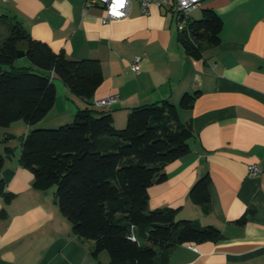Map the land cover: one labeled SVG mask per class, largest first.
Wrapping results in <instances>:
<instances>
[{"label":"crops","instance_id":"obj_1","mask_svg":"<svg viewBox=\"0 0 264 264\" xmlns=\"http://www.w3.org/2000/svg\"><path fill=\"white\" fill-rule=\"evenodd\" d=\"M203 9L220 17V42L202 44L193 58L178 42L175 17L154 5L145 15L132 0L126 17L102 24L103 9L84 10L83 0H0V16L19 22L31 39L71 60H97L103 75L87 99L55 78V103L41 122L0 129V264H110L105 252L93 256V241L72 234L55 188L34 187L32 172L19 161L21 139L34 128L68 124L87 108L110 113L114 127L122 129L130 110L162 101L177 107L194 136L189 153L167 164L165 180L149 187L148 208H180L178 219L221 234L216 242L177 246L164 264H264V0H200L189 14L192 21ZM135 57L137 73L129 68ZM193 93L198 96L192 108H180L182 96ZM113 95L116 103L96 104ZM22 126L17 144L15 131ZM5 147L13 153L6 155ZM250 164L260 168L259 176L248 175ZM205 174L207 214L188 199Z\"/></svg>","mask_w":264,"mask_h":264},{"label":"trees","instance_id":"obj_2","mask_svg":"<svg viewBox=\"0 0 264 264\" xmlns=\"http://www.w3.org/2000/svg\"><path fill=\"white\" fill-rule=\"evenodd\" d=\"M7 36L0 40V129L23 121L32 126L53 108L54 79L74 95L87 99L103 81L97 60H71L30 38L22 25L0 16ZM220 17L203 9L178 42L193 58L200 47L219 44ZM25 41L32 67L13 66L16 44ZM198 93L185 94L179 107L192 108ZM190 123L181 122L168 101L133 108L116 129L110 113L78 110L72 122L55 129H31L21 139V166L33 174L38 190L55 188L62 216L79 240L94 242L93 256L107 252L110 264H164L171 251L185 243L216 242L220 231L198 221L178 219L180 208H148V189L165 180L164 167L190 151ZM5 154L13 149L5 147ZM5 158L0 154V174ZM0 178V192L2 190ZM210 177L191 186L188 199L203 214L209 211ZM133 237L134 240H131Z\"/></svg>","mask_w":264,"mask_h":264},{"label":"built area","instance_id":"obj_3","mask_svg":"<svg viewBox=\"0 0 264 264\" xmlns=\"http://www.w3.org/2000/svg\"><path fill=\"white\" fill-rule=\"evenodd\" d=\"M132 0H83V8L100 6L103 14L100 17L101 23L106 24L126 17L130 10ZM139 3L140 10L143 14H147L149 6L154 5L171 13L176 20L178 31H188L189 14L200 4V0H136ZM140 57H135L130 63L129 68L133 73H137L140 69ZM117 102L116 96H108L96 102L98 106H108ZM248 175L257 177L261 174L260 168L256 164L247 166ZM134 240L133 237H130Z\"/></svg>","mask_w":264,"mask_h":264},{"label":"rangeland","instance_id":"obj_4","mask_svg":"<svg viewBox=\"0 0 264 264\" xmlns=\"http://www.w3.org/2000/svg\"><path fill=\"white\" fill-rule=\"evenodd\" d=\"M189 21H192L191 17H190ZM7 34L8 33H7L6 29L3 28V27H0V40H2L4 37H6ZM13 66H15L16 68H23V67L26 68V67H32V64L29 61V59L26 56H24V57H21V58H17L15 60L14 64H13ZM58 127H52V128H50V127H41L40 129H55V128H58ZM15 132H16L15 133L16 134V143L18 144L19 137L22 135V133L25 132V127L22 126L21 128L17 129ZM105 253H107V252L105 251Z\"/></svg>","mask_w":264,"mask_h":264},{"label":"water","instance_id":"obj_5","mask_svg":"<svg viewBox=\"0 0 264 264\" xmlns=\"http://www.w3.org/2000/svg\"><path fill=\"white\" fill-rule=\"evenodd\" d=\"M27 51V43L25 41L19 42L16 44V56L17 58H21L25 56ZM10 157H7L9 160Z\"/></svg>","mask_w":264,"mask_h":264}]
</instances>
